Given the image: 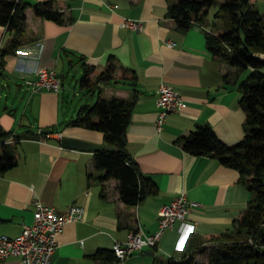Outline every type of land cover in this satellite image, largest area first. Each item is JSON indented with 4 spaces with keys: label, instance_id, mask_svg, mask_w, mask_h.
<instances>
[{
    "label": "crops",
    "instance_id": "1",
    "mask_svg": "<svg viewBox=\"0 0 264 264\" xmlns=\"http://www.w3.org/2000/svg\"><path fill=\"white\" fill-rule=\"evenodd\" d=\"M180 1L23 0L28 5L27 31L16 54L5 57L0 73V130L13 133L8 144L27 133L35 138L18 145V166L0 175V235L15 238L33 225L37 198L60 213L81 205L87 211L85 219L65 226L52 264H106L96 258L101 251H113L115 243L126 242L133 231L156 233L161 209L183 192L192 204L186 220L166 232L157 248L121 264H167L189 243L193 247L232 229L252 198L240 183V172L216 158L187 153L176 141L200 125H210L224 144H239L246 121L239 85L246 77L237 76L211 53L205 28L193 25L184 30L168 19L170 8ZM45 2H53L63 13V24L36 16L34 6ZM108 3L119 8L111 10ZM127 18L143 21L145 30L124 28ZM14 37L0 19V59ZM112 59L116 73L100 81L98 72ZM88 67L98 70L88 87L65 85L75 70L83 77ZM43 69L56 71L62 79L59 93H32L28 82ZM125 70L134 71L137 80H122ZM75 81L79 85L82 80ZM162 82L182 95L184 106L159 131L157 92ZM96 89L104 99L124 101L138 91L127 150L158 193L135 208L123 202L118 181H101L96 152L62 145L64 138L106 145L103 133L69 125L84 106H93ZM74 95L82 97L75 106ZM0 264L22 262L10 259Z\"/></svg>",
    "mask_w": 264,
    "mask_h": 264
},
{
    "label": "trees",
    "instance_id": "2",
    "mask_svg": "<svg viewBox=\"0 0 264 264\" xmlns=\"http://www.w3.org/2000/svg\"><path fill=\"white\" fill-rule=\"evenodd\" d=\"M218 6L215 21L209 23L212 9ZM23 0H0L1 24L15 34L9 48L0 59V73L5 68V57L15 55L22 45L27 31L26 11ZM37 17L64 23V15L53 2L34 6ZM168 19L179 28L188 30L199 25L207 30V46L211 53L235 71L237 76L248 74L239 85L240 101L246 113L245 137L235 145L224 144L210 125H200L186 137L176 141L185 152L199 157L218 159L225 167L240 172V183L249 188L252 195L246 210L233 224L231 230L212 235L188 248L167 264H264V12L257 0H181L172 6ZM211 27L210 29H208ZM116 60L103 72H98L100 81H107L116 73ZM96 68H86L81 81L83 87L91 84L90 76ZM122 80H137L134 71L125 70ZM130 101L107 100L102 97L93 106H84L71 127L86 128L104 134L107 146L117 152H96L95 167L101 173L103 183L116 180L123 202L137 207L144 200L158 193L157 185L145 177L137 162L127 150L128 130L132 124L138 91ZM13 133L0 130V175L19 164L18 145L35 136L29 133L16 138L14 144L7 141ZM214 248L207 263H198L197 257L204 255L208 246ZM97 259L106 264H121L113 251H101Z\"/></svg>",
    "mask_w": 264,
    "mask_h": 264
},
{
    "label": "built area",
    "instance_id": "3",
    "mask_svg": "<svg viewBox=\"0 0 264 264\" xmlns=\"http://www.w3.org/2000/svg\"><path fill=\"white\" fill-rule=\"evenodd\" d=\"M20 1V0H17ZM111 10L118 5L107 4ZM124 28L136 32L145 30L141 20L127 18ZM175 43L170 42V46ZM264 59V56H262ZM33 94L43 91L59 93L63 87L62 79L54 70H40L37 78L29 81ZM157 104L161 111L157 121L159 131L163 130L171 114L180 111L184 106L182 95L169 83L162 82L157 92ZM35 221L26 226L22 234L15 238L0 235V263L10 259H19L22 264H52L59 249L58 238L68 224L83 221L86 208L81 205L71 206L67 212L60 213L53 207L45 206L39 198L35 200ZM192 210V204L186 192L181 193L170 205L164 206L159 213V229L154 234L142 230L133 231L126 242H116L113 252L121 263L146 249L157 248L166 232L173 230L179 221H185Z\"/></svg>",
    "mask_w": 264,
    "mask_h": 264
},
{
    "label": "rangeland",
    "instance_id": "4",
    "mask_svg": "<svg viewBox=\"0 0 264 264\" xmlns=\"http://www.w3.org/2000/svg\"><path fill=\"white\" fill-rule=\"evenodd\" d=\"M257 1H258L257 2L258 9H260L261 11H264V0H257ZM218 10H219V7L218 6H215L212 9L211 14H210V16L208 18V21H209L210 24L215 21V15L218 12ZM79 73L80 72H78V74H77V72L75 70V72L73 73V77H69L67 79V81L65 82V85L66 86H73L74 88L76 87L78 90H81L82 89V86H81L82 84L80 83L78 85V83L75 81V77H77L79 80L80 79L82 80V78L84 77V76L83 77L82 76H79ZM83 75H84V73H83ZM243 75H245L244 77H248V74H243ZM74 94H76V93H74ZM100 94H101L100 93V90L99 89H96V92L94 94L95 95V102H92L91 103L92 105H95L96 104V102L98 101V99L100 97ZM74 98H76L75 95L72 96V98H71V102L73 101V104H74L73 106L77 105L78 102H80V100H82V97H79V98L77 97L76 99H74ZM74 101H75V103H74ZM71 102H70V104H71L70 106H72V103ZM65 107H67V106H65ZM210 247H212V246H210V245L208 246V250H207V252L204 255L197 257V262L198 263H207L209 261V257L213 253V250H214V248H210Z\"/></svg>",
    "mask_w": 264,
    "mask_h": 264
},
{
    "label": "water",
    "instance_id": "5",
    "mask_svg": "<svg viewBox=\"0 0 264 264\" xmlns=\"http://www.w3.org/2000/svg\"><path fill=\"white\" fill-rule=\"evenodd\" d=\"M48 131H43L42 135H48ZM62 145L66 149H75V150H81V151H87V152H103L107 151L110 153L117 152V148L114 146H107V145H95L92 143L74 140L70 138H64L62 140ZM154 256L153 254L151 255Z\"/></svg>",
    "mask_w": 264,
    "mask_h": 264
}]
</instances>
